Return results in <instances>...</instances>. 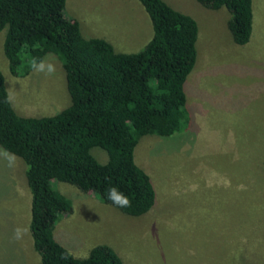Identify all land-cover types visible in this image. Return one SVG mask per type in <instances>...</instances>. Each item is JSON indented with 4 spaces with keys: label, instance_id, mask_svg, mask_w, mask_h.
Returning <instances> with one entry per match:
<instances>
[{
    "label": "rangeland",
    "instance_id": "obj_1",
    "mask_svg": "<svg viewBox=\"0 0 264 264\" xmlns=\"http://www.w3.org/2000/svg\"><path fill=\"white\" fill-rule=\"evenodd\" d=\"M198 26L196 60L184 82L182 131L143 135L134 161L155 190L152 207L126 214L89 191L52 180L72 212L56 223L57 239L76 257L106 244L123 264H264V0H252V32L235 44L226 7L197 0H164ZM63 16L84 37L136 52L150 39V18L139 0H65ZM0 70L21 116H46L70 104L58 57L52 74H13L3 52ZM101 163L108 155L90 149ZM12 161L11 164L9 161ZM22 157L0 146V264H39L29 232L31 193ZM17 229L21 230L19 238Z\"/></svg>",
    "mask_w": 264,
    "mask_h": 264
},
{
    "label": "trees",
    "instance_id": "obj_2",
    "mask_svg": "<svg viewBox=\"0 0 264 264\" xmlns=\"http://www.w3.org/2000/svg\"><path fill=\"white\" fill-rule=\"evenodd\" d=\"M152 34L136 52H117L98 37H84L76 21L63 16L65 0H0L3 52L13 74H26L31 60L55 54L65 72L70 104L52 115L21 116L8 99L0 70V146L26 164L31 193L29 232L39 264H123L106 244L74 256L56 237L60 217L72 212L69 197L52 180L70 183L108 201L117 187L131 200L119 207L141 215L155 201L150 176L134 161L141 136H170L186 125L184 82L196 60V20L164 0H139ZM229 12L235 44L249 41L252 0H197ZM183 127V128H182ZM106 151L99 162L92 147Z\"/></svg>",
    "mask_w": 264,
    "mask_h": 264
},
{
    "label": "clouds",
    "instance_id": "obj_3",
    "mask_svg": "<svg viewBox=\"0 0 264 264\" xmlns=\"http://www.w3.org/2000/svg\"><path fill=\"white\" fill-rule=\"evenodd\" d=\"M31 67L35 69L37 72H44L46 70L47 74H52L56 71L55 65L52 63H49L45 60H41L37 62V60L34 58L31 60ZM9 101H11L12 97L9 96ZM11 160L9 163L11 164ZM107 198L110 200L113 204L119 206V207H130L131 206V200L124 195L122 192L118 190L117 187H110L107 189ZM21 234V230L17 229V237L19 238Z\"/></svg>",
    "mask_w": 264,
    "mask_h": 264
},
{
    "label": "crops",
    "instance_id": "obj_4",
    "mask_svg": "<svg viewBox=\"0 0 264 264\" xmlns=\"http://www.w3.org/2000/svg\"><path fill=\"white\" fill-rule=\"evenodd\" d=\"M56 226H57V224H56ZM56 226L54 228V233H55V237L57 238V236H56Z\"/></svg>",
    "mask_w": 264,
    "mask_h": 264
}]
</instances>
